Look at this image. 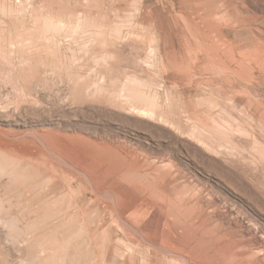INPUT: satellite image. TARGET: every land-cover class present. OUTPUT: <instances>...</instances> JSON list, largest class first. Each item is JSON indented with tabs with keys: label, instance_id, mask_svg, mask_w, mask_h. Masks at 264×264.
Masks as SVG:
<instances>
[{
	"label": "rangeland",
	"instance_id": "rangeland-1",
	"mask_svg": "<svg viewBox=\"0 0 264 264\" xmlns=\"http://www.w3.org/2000/svg\"><path fill=\"white\" fill-rule=\"evenodd\" d=\"M218 250L264 264V0H0V264Z\"/></svg>",
	"mask_w": 264,
	"mask_h": 264
},
{
	"label": "bare ground",
	"instance_id": "bare-ground-1",
	"mask_svg": "<svg viewBox=\"0 0 264 264\" xmlns=\"http://www.w3.org/2000/svg\"><path fill=\"white\" fill-rule=\"evenodd\" d=\"M61 157V156H60ZM129 165V164H128ZM72 169V168H71ZM74 169V168H73ZM125 171H126V174L127 175H133L134 174V170L132 169V167L129 165V166H126L125 168ZM139 172V171H138ZM150 175V174H149ZM152 174V176H145L144 177V184H146L148 187H151V188H154L156 191L158 192H161L160 190V186H159V174ZM135 176V175H134ZM133 176V177H134ZM132 177V178H133ZM136 179V178H135ZM168 179V178H167ZM169 181V180H168ZM166 183V182H165ZM107 200V199H106ZM109 201V200H107ZM184 223V222H182ZM173 241V240H172ZM160 245V244H159ZM206 247V246H205ZM204 247V248H205ZM204 251V249H203ZM219 253V254H217ZM250 254V253H249ZM207 256V255H206ZM212 258H210V262L209 264H244L242 262H232V259H230L231 257V253H229V251H226V250H223V251H220L219 250L211 256ZM209 258V257H208ZM243 258V257H242ZM191 259V258H190ZM231 260V261H230ZM263 260V258H262ZM207 262V261H206Z\"/></svg>",
	"mask_w": 264,
	"mask_h": 264
}]
</instances>
